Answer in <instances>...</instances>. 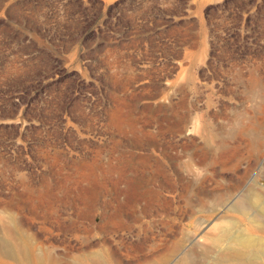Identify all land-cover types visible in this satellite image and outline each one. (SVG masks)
I'll list each match as a JSON object with an SVG mask.
<instances>
[{
    "label": "rangeland",
    "instance_id": "rangeland-1",
    "mask_svg": "<svg viewBox=\"0 0 264 264\" xmlns=\"http://www.w3.org/2000/svg\"><path fill=\"white\" fill-rule=\"evenodd\" d=\"M0 264H264V0H0Z\"/></svg>",
    "mask_w": 264,
    "mask_h": 264
},
{
    "label": "bare ground",
    "instance_id": "bare-ground-1",
    "mask_svg": "<svg viewBox=\"0 0 264 264\" xmlns=\"http://www.w3.org/2000/svg\"><path fill=\"white\" fill-rule=\"evenodd\" d=\"M128 145H129V144H128ZM121 146H122V145H121ZM122 148H123V147H122ZM122 152H123V151H122ZM133 152H134V151H133ZM116 153H117V152H116ZM118 153H119V152H118ZM123 153H124V152H123ZM128 153H129V152H128ZM128 153H125V154H128ZM131 154H132V153H131ZM121 155H122V154H121ZM129 155H130V154H129ZM117 156H118V155H117ZM125 156H126V155H125ZM115 157H116V156H115ZM118 157H119V156H118ZM120 157H121V156H120ZM116 158H117V157H116ZM127 158H128V156H127ZM124 159H126V158L124 157ZM128 159H129V158H128ZM114 160H115V159H114ZM117 160H118V159H117ZM131 160H132V159H131ZM131 160H130V162H131ZM120 161H121V160H120ZM120 161H119V162H120ZM123 161H127V160H123ZM126 163H127V162H125V164H126ZM152 163H153V162H152ZM123 164H124V163H123ZM137 165H138V164H137ZM117 167H118V165H117ZM119 168H120V167H119ZM115 169H116V168H115ZM126 169H127V168H126ZM135 169H137V168H135ZM121 171H122V168H121ZM129 171H130V169H129ZM119 172H120V171H119ZM124 173H125V171H124ZM124 173H123V174H124ZM117 174H118V172H117ZM120 174H121V172L119 173V175H120ZM123 174H122V175H123ZM119 175H118V176H119ZM118 176H117V177H118ZM128 177H129V176H128ZM122 178H123V177H122ZM119 179H120V178H119ZM119 179H118V180H119ZM121 180H122V179H121ZM159 192H160V191H159ZM160 210H161V209H160ZM161 212H162V211H161ZM161 212H160V213H161ZM154 215H155V214H154ZM156 217H157V216H156ZM122 229H123V228H122ZM120 236H121V235H120ZM121 237H122V236H121ZM121 237H120V238H121ZM122 238H123V237H122Z\"/></svg>",
    "mask_w": 264,
    "mask_h": 264
}]
</instances>
